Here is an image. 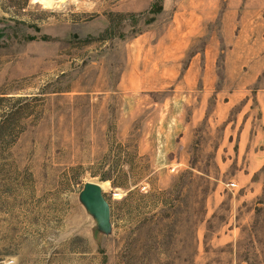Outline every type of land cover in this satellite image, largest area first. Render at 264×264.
Wrapping results in <instances>:
<instances>
[{"label": "rangeland", "instance_id": "rangeland-1", "mask_svg": "<svg viewBox=\"0 0 264 264\" xmlns=\"http://www.w3.org/2000/svg\"><path fill=\"white\" fill-rule=\"evenodd\" d=\"M0 264H264V0H0Z\"/></svg>", "mask_w": 264, "mask_h": 264}, {"label": "water", "instance_id": "water-1", "mask_svg": "<svg viewBox=\"0 0 264 264\" xmlns=\"http://www.w3.org/2000/svg\"><path fill=\"white\" fill-rule=\"evenodd\" d=\"M82 198L101 215L107 214V203L103 198L99 185L88 182L81 194Z\"/></svg>", "mask_w": 264, "mask_h": 264}, {"label": "clouds", "instance_id": "clouds-1", "mask_svg": "<svg viewBox=\"0 0 264 264\" xmlns=\"http://www.w3.org/2000/svg\"><path fill=\"white\" fill-rule=\"evenodd\" d=\"M39 3L44 9L51 11H64L68 4L76 5L79 10L83 3L85 9L91 11L96 7L97 0H39Z\"/></svg>", "mask_w": 264, "mask_h": 264}]
</instances>
